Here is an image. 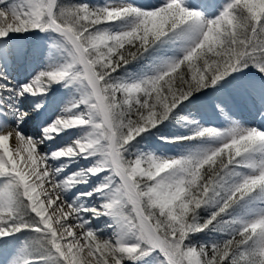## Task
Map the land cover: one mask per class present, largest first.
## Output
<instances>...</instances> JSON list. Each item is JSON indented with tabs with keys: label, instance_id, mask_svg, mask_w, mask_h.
I'll use <instances>...</instances> for the list:
<instances>
[{
	"label": "snow or ice",
	"instance_id": "6c2138e0",
	"mask_svg": "<svg viewBox=\"0 0 264 264\" xmlns=\"http://www.w3.org/2000/svg\"><path fill=\"white\" fill-rule=\"evenodd\" d=\"M207 2L218 9L211 18L184 0H159L150 8L134 0H24L0 8V38L50 30L66 53L26 83H0L17 98L0 95V237L30 233L8 264H125L153 252L158 264H264V130L229 117L224 129L197 125L191 136L161 137L215 138L185 155L129 151L194 92L250 66L264 78V0ZM181 44L182 55L172 54ZM141 59L151 66L138 76L115 75ZM60 82L78 84L79 97L40 137L26 135L20 125L43 100L24 111L18 98H42ZM259 97L264 107V79ZM69 128L81 132L71 144L41 150ZM72 157L95 159L67 174L65 164L51 163ZM100 174L102 182L90 191L65 199ZM94 194L102 197L97 204H77ZM101 217L110 218L104 224L110 235L92 227ZM210 225L223 238L194 243V234ZM33 245L40 255L30 254Z\"/></svg>",
	"mask_w": 264,
	"mask_h": 264
},
{
	"label": "rangeland",
	"instance_id": "374dc122",
	"mask_svg": "<svg viewBox=\"0 0 264 264\" xmlns=\"http://www.w3.org/2000/svg\"><path fill=\"white\" fill-rule=\"evenodd\" d=\"M63 2L79 3L81 0H63ZM88 2L103 4L104 0H88ZM134 2L143 8H150L159 3V0H134ZM184 2L186 5L189 3L198 5L197 10L201 11L204 16L209 18L215 15L218 11L216 5L208 3L207 0H184ZM216 2L217 4H222L224 0H216ZM120 23L122 22H117V24ZM112 30H116V28L113 27ZM44 32L46 31L31 30L27 32H19L20 37L14 40L13 45L15 44L14 46L17 51L22 49L23 59L26 60L25 62H27L28 65V69L26 70V73L28 74L17 83L19 79L17 71L13 73V76L11 77L2 67H0V73H3L2 79H4L3 77H7L6 83L11 82V84L18 86L23 82L25 83L31 80L35 76L36 69H34V67L36 65L37 50L39 49L37 42L40 40L39 34ZM54 36L58 37V34L54 33ZM187 42L190 41H186L185 43ZM177 43L179 44L180 42ZM182 47L183 45L181 44L180 47L173 48L171 53L175 56L182 55ZM150 66L151 61L148 59L133 61L130 66H124L126 71L123 69L118 70L115 75L128 79L133 75L138 76L142 71H146L150 68ZM16 67L15 70L21 69V65H17ZM261 79L264 78H261L256 69L250 66L239 73H233L231 77H226L225 80L219 81L214 87L204 88L198 92H194L182 103V105H178L177 108L169 114L167 119L136 137V140L133 141L135 147L130 148L129 151L133 155L138 152H151L156 154V148L154 146H159L165 148L163 150H172L171 156L185 155L202 147L214 144L216 142L215 138H194L190 140L168 142L161 137H188L192 135L197 125L224 129L228 126L229 117L231 120L238 121L240 124L247 127H257L264 130V116L261 115V112H264V107L261 106L259 97ZM53 85L54 84L49 87L48 92L44 95L41 109L37 110L36 113L41 112L45 115L46 112H50V109L56 103L58 96L61 94V90L57 89L53 92V87H55V85ZM253 85H255V90H253ZM37 102H40V99ZM217 103H219L224 109L227 114L226 116L221 115L220 109L216 107ZM32 114H35V112ZM56 115L57 113H55L54 116ZM0 116H3V114ZM49 121L50 120H45V126ZM34 123L35 121L32 120L31 125ZM65 133V129L61 130L59 135L53 136L52 141L61 138ZM72 140H74V138L70 139V141ZM66 144L65 141L63 142L61 140L58 142L54 150ZM49 146L50 144H48V147ZM81 189L77 184L69 190L68 194L71 196V194H74L77 191L82 192ZM80 198H83L82 201H86L85 197ZM210 211L211 208L201 209L199 210V215L204 218L210 213ZM109 220L110 219H107V222H109ZM105 223L106 222L104 221L99 222V220H94L92 227L104 229ZM210 229L211 225L209 226V229H205L204 233L194 234L195 239L193 242H212L213 240L223 238L221 233L211 231ZM104 234L110 235L111 230L104 229ZM28 235H30V233L24 232L0 237V264H8L9 260L20 251L21 246L24 244ZM32 248L33 251H31V255H40V253L34 250L35 245H33ZM158 260V255L153 252L140 257L136 261H125V264H139V262L141 263L142 261L148 262L149 264H158ZM34 264H51V262L48 260H37L34 261Z\"/></svg>",
	"mask_w": 264,
	"mask_h": 264
},
{
	"label": "bare ground",
	"instance_id": "6f19581e",
	"mask_svg": "<svg viewBox=\"0 0 264 264\" xmlns=\"http://www.w3.org/2000/svg\"><path fill=\"white\" fill-rule=\"evenodd\" d=\"M24 3V0H5L4 4H0V8H3L5 6L12 8V7H20ZM47 32V33H46ZM44 33H40V40L37 42V46L39 49L37 50V59H36V65L34 69H36V74L40 71L38 70H45L51 65L62 63L66 57V53L62 47L59 46L58 41L60 37H55L54 33H51L50 30H46ZM20 37L19 33L16 32H10L7 37L0 38V67L3 68V70L9 75L13 76V73L16 71L19 74V81H21L25 76L28 74L26 73V70L28 69L26 60L23 59L22 56V49L20 51H17L15 49V44L13 45V42L15 39ZM17 65H21V69L15 70ZM25 71V72H24ZM24 72V73H23ZM35 74V75H36ZM7 81L5 79H2L0 77V83H6ZM28 82V81H27ZM24 83V82H23ZM26 83V82H25ZM55 87H53V92L55 90L60 89L61 94L58 96L56 103L53 105V107L50 109V112H46L45 115L43 113L38 112L35 114H31L29 117H26L20 127L24 131L26 135H31L34 137H40L41 136V129L45 127V120H50L49 123L54 120L57 115H61V110L66 106V104L72 100L73 98H78L80 95L79 92V85L76 83L68 84L66 85V82H60L58 84H54ZM53 85V86H54ZM0 95L7 96L9 99H17L13 97L9 92L6 90H0ZM39 99L42 98H36V97H30L27 96V94L24 97H19L18 100L20 102V106L24 111H27L29 107L32 106L34 102H37ZM55 113H57L56 116ZM3 113H0V115ZM4 115V114H3ZM9 119H12L11 117H8ZM37 119V120H36ZM32 120L35 121L33 125H31ZM48 123V124H49ZM41 125V126H40ZM66 133L64 136H62L59 139H56L54 141L49 140L45 141L44 144L40 145L41 150H47V151H54L59 141H65L67 144H71L70 141L71 138L76 139L77 136L81 134L80 130L77 128H69L65 129ZM59 135V134H58ZM58 137V136H57ZM48 144L50 146L48 147ZM65 146V145H64ZM63 147V146H61ZM153 147V146H152ZM156 148V154L157 156H171L172 150H163L165 148L154 146ZM94 157H89L87 161H85L81 157H72V158H61L59 161H52L54 167H58L59 164H65L64 168V174H67L71 171H77L80 168H87L89 164L94 160ZM104 174H100L98 177H88L89 183L88 184H78V187L81 189L82 192L90 191L92 187H94L96 184L102 182ZM65 199H71V196L66 193ZM83 198H80L77 200V204L83 203L85 206H90L93 204L98 203V199H102V197H97V194H94L93 197H85L86 201H82ZM107 219H110L108 217H101L99 218V222H107ZM110 222V220H109ZM142 261L139 264H149L148 262ZM138 264V263H137Z\"/></svg>",
	"mask_w": 264,
	"mask_h": 264
}]
</instances>
